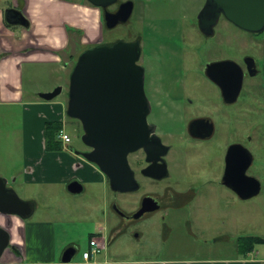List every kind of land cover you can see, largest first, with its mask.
<instances>
[{"label":"rangeland","instance_id":"obj_1","mask_svg":"<svg viewBox=\"0 0 264 264\" xmlns=\"http://www.w3.org/2000/svg\"><path fill=\"white\" fill-rule=\"evenodd\" d=\"M135 2L137 6L128 24H119L109 30L104 27L103 44L116 40L129 41L141 34L144 38L143 52L148 53L147 51H150L155 44L160 43L159 46L164 47L161 59L164 82L168 83L174 75V81L182 80L183 84L180 90L184 89V92L186 89L192 90L196 87L208 89L209 81L202 74V68L208 62L231 60L240 63L245 57H251L256 62L258 74L252 80V85L256 84L253 98L257 100L253 114L254 120L257 121V129L253 135V142L248 145L253 156V163L247 170V175L260 182L261 190L257 196L243 201L233 192L222 187L220 188L221 196L217 202L212 201L210 197L212 192L207 190L208 196L206 200H203L207 211L197 212L194 220L200 219L203 227L208 226L209 222L214 220L213 225L218 224L219 232L224 234L226 240L221 241L216 245V248L215 245L209 243L208 238L212 236V233L207 231L200 234L197 225H195L193 231L198 233L197 239H190V241H193L194 244L197 242L202 248L190 246L188 252H183L175 259L179 257L177 260L192 261L196 252L205 255V258L233 257L237 237L264 236V103L261 102L262 96L259 93L264 89V77L262 78L261 74L264 62L260 57L262 51L260 42L252 34L236 28L222 18L214 28V35L204 37L197 29L196 19L204 0H144L143 3L142 0H135ZM84 3L86 2L84 1ZM259 37L264 40V32ZM72 49L70 52L76 53L74 42H72ZM155 50L157 51L156 46ZM67 59L68 56L64 54V62H67ZM70 72L62 75L63 73L60 74L49 69L41 70V74L33 76V81L26 80L24 84L25 97L48 93L61 87V92L54 98V101L63 102L66 106ZM59 75L61 78H57ZM245 83L248 89L250 81ZM174 85L178 84L174 82ZM246 97L247 91L244 93V98ZM240 99L242 100V97ZM27 108L33 109L29 106ZM22 111V107L0 106V167L8 165L9 160L17 166L22 158L20 140ZM229 111H233V106L226 108V112ZM244 115L247 114L242 112V118H245ZM64 125L65 132L70 137L72 149L74 151L86 150L87 147L82 144L80 139L81 126L79 122L66 117ZM240 128L242 137L247 132L243 124ZM235 139L242 140L240 137ZM231 140L233 139L226 137L225 143L227 144ZM67 155L69 159H72V165L77 163L69 153ZM70 161L57 160L56 163L62 164V167L70 172V168L66 167H70ZM61 169L60 166V171ZM70 180L64 184L52 186L36 184L19 186L16 184L12 188L21 200L30 198L35 201L34 205L37 207V211L28 218V221L49 222L53 226L54 239L52 242L54 241L53 249L56 262L66 245L73 243L77 248V253L71 264H83L81 254L89 250V236L98 234L101 227L104 228V231H101L99 233L101 235H97V238H104L105 241L100 253L94 255L97 262L146 264L157 259H170L171 255L176 253L175 250L178 247L174 243H176L177 230L171 226V213L156 212L149 219H143L136 226L126 230L114 228L113 221L116 218L111 209V202L117 199L124 203L132 194L118 193L115 195L108 185L97 183H87L81 193L70 194L65 190ZM7 183L10 186L11 179ZM137 196L135 195V197ZM7 218L9 223L11 217ZM6 220L0 216V226L5 229H7ZM165 226L169 231L167 238L165 237ZM134 232L141 235L139 240L133 237ZM182 235L185 236L184 233ZM161 244H165L163 251L160 249ZM208 246H215L213 250L211 249L213 252L208 250ZM256 250L259 251L260 247H256ZM28 256L31 258L33 255L28 253ZM158 256L159 258H156ZM10 258L14 257L7 253L4 257L6 259L3 261L4 264H7Z\"/></svg>","mask_w":264,"mask_h":264},{"label":"water","instance_id":"obj_2","mask_svg":"<svg viewBox=\"0 0 264 264\" xmlns=\"http://www.w3.org/2000/svg\"><path fill=\"white\" fill-rule=\"evenodd\" d=\"M85 1L103 10L115 0ZM132 8L133 3L126 1L114 13L103 11L104 27L111 29L125 22ZM220 16L249 34L264 32V0H205L197 15L201 33L212 36ZM4 19L8 26H28L22 13L15 8L6 9ZM140 53L138 41L99 43L77 56L68 78L65 114L80 123L81 142L90 149L74 151V154L95 165L108 180L110 190L121 194L138 188L127 155L142 147H160L158 139L149 136L152 131L147 124L150 106L143 88L144 69L138 64ZM245 62L248 74L255 75L254 60L248 58ZM205 75L219 85L226 103L236 100L243 72L234 61L212 62L206 66ZM60 92L61 87H57L38 97L47 102ZM252 162V154L242 145L228 148L222 183L243 201L257 196L261 189L260 182L246 174ZM6 183V179L0 177V216L27 219L32 214V204L21 200ZM66 189L70 194H79L83 187L78 180H73ZM154 209L151 207L147 211ZM9 245L10 234L0 226V259ZM74 253L75 250L66 249L61 264H69Z\"/></svg>","mask_w":264,"mask_h":264},{"label":"flooded vegetation","instance_id":"obj_3","mask_svg":"<svg viewBox=\"0 0 264 264\" xmlns=\"http://www.w3.org/2000/svg\"><path fill=\"white\" fill-rule=\"evenodd\" d=\"M126 1H131L133 8L130 17L119 24H128L137 6L135 0H115L103 10L99 8L102 17L103 11L114 13ZM143 2L144 0H142ZM221 18L224 19L220 16L219 20ZM197 29L199 30L198 24ZM199 32L201 33L200 30ZM201 34L204 37H210ZM252 35L260 42L259 45L262 50L260 57L264 62V40L259 37L260 34ZM131 41H138L141 49L138 64L144 69L143 88L150 106L147 124L152 131L149 136L157 138L160 147L154 149L149 147V150L142 147L127 155L128 165L133 172L138 188L129 193L132 196L129 195V199L124 203L117 199L111 202V209L116 218L113 224L114 228L126 230L129 227L136 226L143 219H149L156 212L171 213V226L177 230L176 243L174 244L178 249L175 250L176 253L171 255L170 259H175L183 252H188L190 246L198 249L202 248L197 242L194 244L193 241H190V239H197L198 233L193 231L195 225H197L200 234L207 231L212 233V236L208 238L211 245H218L222 241L218 224L213 225L214 220L209 222L208 226L203 227L202 221L200 219L196 221L194 217H196L197 212L203 213L200 212L201 210L207 211L203 204V200H206L208 196L207 190L212 192L210 196L212 201L217 202L221 196L220 188L225 187L222 179L226 169L228 148L238 144L250 152L248 145L253 142V135L257 129V121L254 120L253 114L257 100L253 98V90L256 84L252 85V80L258 74V69L254 61L256 73L253 76L248 74L245 59L251 57H245L240 63L235 62L243 72L242 85L236 100L226 103L219 85L212 82L205 75L208 64L223 60L208 62L203 66L202 74L209 81L208 89L196 87L192 90L186 89L184 92V89L180 90L183 84L182 80L174 81V75L170 80L167 79L169 80L168 83L164 82L165 77L163 76L161 61L164 47L159 46L160 43L155 44L157 51L154 46L150 51H147L148 53H144L143 35L138 34L135 38L126 42ZM263 72L264 69L261 71L262 78L264 77ZM247 81H250L248 89L245 85ZM174 82L178 85L175 86ZM245 91H247L246 98H244ZM259 93L262 96L261 102L264 103V89L260 90ZM230 106H233V111L226 112V108ZM242 112L247 114L244 115L245 118H242ZM242 124L246 128L247 134L241 137L240 127ZM226 137L233 140L226 144ZM237 137L242 140L235 139ZM89 150L87 148L83 151L79 150V152ZM150 151H152L151 154ZM73 180L76 179H71L69 182ZM159 189L161 192H159ZM135 195L138 196L135 197ZM151 207H155V209L147 211ZM141 211L142 213L139 214ZM7 217L5 216L4 219L6 220ZM6 222L8 223L7 220ZM168 235L169 231L165 226V237L167 238ZM140 236L138 232L133 233L136 240H139ZM164 245L161 244V251H163ZM66 249L75 250L73 257L77 253V248L69 243L60 253V259ZM6 252L13 256L19 264H26L22 261L20 248L12 244L11 238ZM194 257L200 261L205 259V255L199 252H196ZM156 258H159V256ZM0 262H2V258Z\"/></svg>","mask_w":264,"mask_h":264},{"label":"crops","instance_id":"obj_4","mask_svg":"<svg viewBox=\"0 0 264 264\" xmlns=\"http://www.w3.org/2000/svg\"><path fill=\"white\" fill-rule=\"evenodd\" d=\"M9 8L19 10L28 22V27L8 26L5 23L4 11ZM102 23L100 9L87 2L84 3V0H0V106L22 107L23 109L20 138L22 158L17 166L9 160L8 165L0 167V177L6 179L7 182L11 179V185L6 183L7 187L12 189L16 184L19 186L35 184L52 186L64 184L71 178L78 180L83 190L87 183L109 186L107 179L95 165L74 154L70 143L63 145L60 142L61 151L47 152L44 150V124L46 122L60 121L65 132L64 122L67 117L65 104L54 101V99L44 102L38 95L26 98L24 94L26 80L33 81V76L41 74V70L49 69L63 73L62 75L72 70L69 57L73 55L76 57L79 53L77 49L76 53L70 52L73 50L70 36L75 37V33H68L67 28L83 32L80 46L85 49L103 43L105 29ZM64 54L68 56L67 62L63 60ZM27 106L33 109H28ZM64 152L75 158L77 163L72 165V159H69L67 153ZM57 160H71L70 167L66 166L70 168V172L62 167L61 163V165L57 164ZM24 201L32 204V216L37 211L35 201L30 198ZM2 217L5 218V216ZM10 217L11 221L7 223L6 230L10 234L12 244L20 248L26 264H61L59 256L58 261L55 260L54 241L52 242L54 239L53 226L49 222L28 221L30 217L24 220L16 216ZM99 229L100 232L104 231L103 227ZM100 232L92 234L89 240L97 239L98 242L104 244V238H97V235H101ZM259 237L264 238V236ZM225 240L222 234V241ZM215 246H208V250H213ZM256 247H260V250L257 251ZM6 251L0 264H4L3 261L6 260L4 259ZM234 251L235 255L227 258L206 257L202 261L194 258L192 261L188 260L189 262L159 259L146 264H264V243L255 246L245 255H241L237 247ZM28 253L33 256L30 258ZM7 264L19 263L15 258H10ZM88 264L112 263L97 262L94 256H91Z\"/></svg>","mask_w":264,"mask_h":264},{"label":"trees","instance_id":"obj_5","mask_svg":"<svg viewBox=\"0 0 264 264\" xmlns=\"http://www.w3.org/2000/svg\"><path fill=\"white\" fill-rule=\"evenodd\" d=\"M28 23V22H27ZM104 27V22L102 23ZM28 27V26H27ZM68 33H75V37L70 36V43L74 42L77 53L82 52L84 49L80 46V38L83 35L81 30L67 28ZM67 51V50H66ZM75 56H70L71 69L75 63ZM63 130V124L60 121H50L44 124V150L47 152L61 151L62 146L57 139L58 133ZM82 132V130H81ZM91 237V236H89ZM238 252L245 255L251 252L255 246L264 243V238L259 236H240L235 240Z\"/></svg>","mask_w":264,"mask_h":264},{"label":"built area","instance_id":"obj_6","mask_svg":"<svg viewBox=\"0 0 264 264\" xmlns=\"http://www.w3.org/2000/svg\"><path fill=\"white\" fill-rule=\"evenodd\" d=\"M57 139L63 144L67 145L70 143V137L68 134H66L63 130H61L58 135ZM89 250L82 252L81 258L84 261V264H88L90 257L94 256L96 254H99L101 249L104 247V244L101 242H98L97 239H90L89 240Z\"/></svg>","mask_w":264,"mask_h":264}]
</instances>
